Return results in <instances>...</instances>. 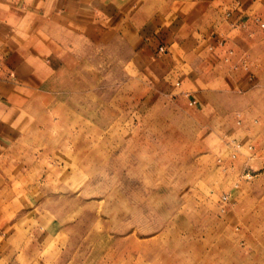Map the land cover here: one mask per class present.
<instances>
[{"label":"rangeland","instance_id":"obj_1","mask_svg":"<svg viewBox=\"0 0 264 264\" xmlns=\"http://www.w3.org/2000/svg\"><path fill=\"white\" fill-rule=\"evenodd\" d=\"M31 13L6 49L29 54L46 25ZM258 16L253 43L180 15L162 22L180 38L154 20L54 37L43 84L6 103L0 264H264Z\"/></svg>","mask_w":264,"mask_h":264},{"label":"crops","instance_id":"obj_2","mask_svg":"<svg viewBox=\"0 0 264 264\" xmlns=\"http://www.w3.org/2000/svg\"><path fill=\"white\" fill-rule=\"evenodd\" d=\"M133 5H139L140 11L133 14ZM88 6L92 7L93 14ZM21 7L26 13L21 11ZM37 8L40 14L43 13L46 25L34 41H29V54L20 55L21 46H14L12 50L6 49L3 41H8V35L14 36L26 23L28 29L32 20L26 14L31 15ZM151 8L155 11L151 12ZM261 9L264 10V0H0V62L5 64V73L0 79V154L10 139L5 124H8L7 113L11 110L7 109L6 103L26 100L23 95L27 92H21V89L28 86L31 87L27 89L35 88L43 84V75L49 71L45 61L50 58L52 45L55 44L53 38L61 36L62 32H69L70 28L82 32L88 28V24H93L94 28L109 25V30H113L121 22L122 29L126 31L133 27V22L149 23L154 20L155 25L151 29L159 34L171 31L162 22L178 21L180 15L196 31V35H193L195 37L215 39L220 30L225 29V36L229 39L227 43L238 44L233 40L235 38L243 41L248 39L253 43L260 36L255 22L261 21L256 19L260 18L258 15ZM21 15L24 16L20 18ZM166 15L169 17L166 18ZM170 33L173 38L175 35L180 38L174 29ZM150 35L152 37L153 32ZM59 39L62 40L63 36ZM226 45L220 48L215 43L225 53L228 48ZM157 52H165L164 46L157 47ZM3 230L4 228H0V239L5 240L6 234Z\"/></svg>","mask_w":264,"mask_h":264},{"label":"built area","instance_id":"obj_3","mask_svg":"<svg viewBox=\"0 0 264 264\" xmlns=\"http://www.w3.org/2000/svg\"><path fill=\"white\" fill-rule=\"evenodd\" d=\"M260 27H261V29L264 30V23H261ZM190 105L193 106V105H196V103L195 102H191Z\"/></svg>","mask_w":264,"mask_h":264},{"label":"bare ground","instance_id":"obj_4","mask_svg":"<svg viewBox=\"0 0 264 264\" xmlns=\"http://www.w3.org/2000/svg\"><path fill=\"white\" fill-rule=\"evenodd\" d=\"M85 98V97H84ZM80 105V104H79ZM66 115V114H65ZM140 222V221H139ZM130 246V245H129ZM137 246V245H136ZM131 247V246H130ZM130 250V249H129ZM133 250H134V248H133ZM136 250V249H135ZM129 252V251H128ZM142 252H143V250H142ZM141 253V252H140ZM145 253V252H144ZM143 255V254H142ZM145 256V255H144Z\"/></svg>","mask_w":264,"mask_h":264}]
</instances>
